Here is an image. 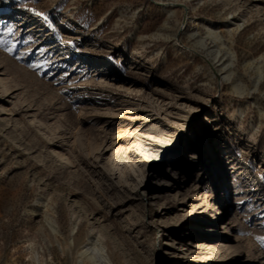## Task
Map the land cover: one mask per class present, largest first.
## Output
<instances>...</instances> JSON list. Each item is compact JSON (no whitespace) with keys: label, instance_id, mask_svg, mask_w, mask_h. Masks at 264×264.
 I'll return each mask as SVG.
<instances>
[{"label":"rangeland","instance_id":"374dc122","mask_svg":"<svg viewBox=\"0 0 264 264\" xmlns=\"http://www.w3.org/2000/svg\"><path fill=\"white\" fill-rule=\"evenodd\" d=\"M0 20V264H78L89 241L111 264H264V0Z\"/></svg>","mask_w":264,"mask_h":264},{"label":"bare ground","instance_id":"6f19581e","mask_svg":"<svg viewBox=\"0 0 264 264\" xmlns=\"http://www.w3.org/2000/svg\"><path fill=\"white\" fill-rule=\"evenodd\" d=\"M230 21V20H228ZM213 25H217L216 22H214L213 20H203L202 21V25L197 27V32L199 31V29L201 27H207V36L215 43V45L218 47L220 46V33L217 29L216 26ZM233 25L234 22H229L227 23V25H224V28L226 27L227 33L232 34L233 31ZM198 41L200 44H205V37L201 36L199 34V38L196 40ZM232 63V58H230L228 60V63L224 66H230ZM231 67V66H230ZM228 78L230 77V73H226V75ZM224 76V78H225ZM261 77V73H259V77L258 79L255 81L254 84V88H257V85L259 83ZM235 87H239L240 85L238 84H234ZM170 167V166H169ZM174 168L170 167L167 168V172L169 175L173 176L174 175ZM104 250L100 247H96L93 246L91 247V241L85 243L82 247L81 250L79 252V259H78V264H83L85 260H90L93 264H111L109 259L107 258V256L104 254Z\"/></svg>","mask_w":264,"mask_h":264},{"label":"snow or ice","instance_id":"6c2138e0","mask_svg":"<svg viewBox=\"0 0 264 264\" xmlns=\"http://www.w3.org/2000/svg\"><path fill=\"white\" fill-rule=\"evenodd\" d=\"M15 7H23V6L16 4ZM8 9H9V0H0V13H7ZM27 11L35 14L36 16H40V17L44 16V13L36 12V10L32 8H28ZM0 24H4V28L0 30H2L5 35H10L14 31V26L7 24L4 20H0ZM19 26L20 25H17L15 27H19ZM0 43H6V42L0 40ZM68 43L71 44L72 41H68ZM13 48H15V44H12L11 46L6 45V51L9 53L12 52ZM21 55H24V53H21ZM32 67L38 68L40 67V65L36 64V65H32Z\"/></svg>","mask_w":264,"mask_h":264}]
</instances>
